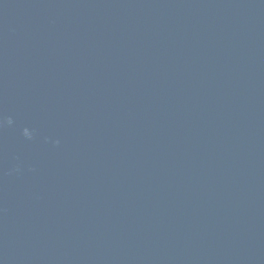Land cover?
<instances>
[{
	"label": "water",
	"instance_id": "1",
	"mask_svg": "<svg viewBox=\"0 0 264 264\" xmlns=\"http://www.w3.org/2000/svg\"><path fill=\"white\" fill-rule=\"evenodd\" d=\"M0 264H264V0H0Z\"/></svg>",
	"mask_w": 264,
	"mask_h": 264
},
{
	"label": "clouds",
	"instance_id": "2",
	"mask_svg": "<svg viewBox=\"0 0 264 264\" xmlns=\"http://www.w3.org/2000/svg\"><path fill=\"white\" fill-rule=\"evenodd\" d=\"M9 123H11V121H9Z\"/></svg>",
	"mask_w": 264,
	"mask_h": 264
}]
</instances>
